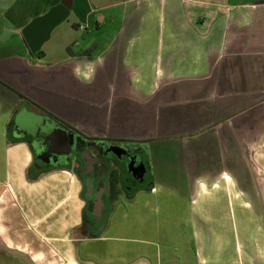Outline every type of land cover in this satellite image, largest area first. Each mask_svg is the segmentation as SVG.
<instances>
[{"label":"crops","instance_id":"obj_1","mask_svg":"<svg viewBox=\"0 0 264 264\" xmlns=\"http://www.w3.org/2000/svg\"><path fill=\"white\" fill-rule=\"evenodd\" d=\"M59 1L0 0V264H264V0H73L36 56L22 28ZM36 106L152 179L94 217L13 132Z\"/></svg>","mask_w":264,"mask_h":264},{"label":"flooded vegetation","instance_id":"obj_2","mask_svg":"<svg viewBox=\"0 0 264 264\" xmlns=\"http://www.w3.org/2000/svg\"><path fill=\"white\" fill-rule=\"evenodd\" d=\"M23 110L20 108L14 114L13 132L29 140L40 168L67 167L79 173L94 217L98 193H101L102 207L97 213L105 216L116 194L119 196L121 192H130L149 182L148 166L140 152L142 148L133 142L87 136L57 116L48 114H44L46 121L35 116L27 119L34 112L32 108L26 109L25 117L20 120Z\"/></svg>","mask_w":264,"mask_h":264},{"label":"water","instance_id":"obj_3","mask_svg":"<svg viewBox=\"0 0 264 264\" xmlns=\"http://www.w3.org/2000/svg\"><path fill=\"white\" fill-rule=\"evenodd\" d=\"M72 7L73 0H60L58 3L53 4L46 12L34 16L22 28V34L34 55L38 54L39 50L42 49L44 42L50 38L53 29L68 17ZM21 114L24 118L23 111ZM16 130L18 131L17 128ZM100 195L101 193H98L95 206L96 212H99L102 207Z\"/></svg>","mask_w":264,"mask_h":264},{"label":"rangeland","instance_id":"obj_4","mask_svg":"<svg viewBox=\"0 0 264 264\" xmlns=\"http://www.w3.org/2000/svg\"><path fill=\"white\" fill-rule=\"evenodd\" d=\"M69 17V16H68ZM67 17V18H68ZM67 18L65 19V20H63L61 23H59L58 25H60V24H66V20H67ZM71 18V17H70ZM90 29V28H89ZM92 32V30L90 29V30H85L84 32H83V36L84 37H87V38H92L93 36H94V34H92L91 33ZM82 36L80 35V38H81ZM34 108H37V106L36 107H34ZM39 108H37V110H35L34 109V112H32L29 116H28V118L27 119H31L30 117H33V116H35V117H37V118H42L44 121H46V115L44 116V114L42 113V114H38L36 111H39L38 110ZM23 111H25V110H23ZM30 112V111H29ZM20 117V120L22 119V114L19 116ZM30 125H32V121L30 122ZM53 125H54V122H53ZM151 177V176H150ZM150 177H148V180H151L152 178H150ZM148 180H146L145 181V183L148 181ZM118 191H122V189H120V190H118ZM117 196H118V194H116V196H115V198H113L114 200L112 201V206L115 204V202H116V198H117Z\"/></svg>","mask_w":264,"mask_h":264},{"label":"trees","instance_id":"obj_5","mask_svg":"<svg viewBox=\"0 0 264 264\" xmlns=\"http://www.w3.org/2000/svg\"><path fill=\"white\" fill-rule=\"evenodd\" d=\"M28 46V45H27ZM28 48H29V46H28ZM30 49V48H29ZM88 50L89 49H86V50H84L83 52H82V54L84 53V54H87L88 53ZM31 51V50H30ZM44 54V50L43 49H40L39 50V52H38V54H36V56H41V55H43ZM23 95V94H22ZM23 97H25V96H23Z\"/></svg>","mask_w":264,"mask_h":264}]
</instances>
